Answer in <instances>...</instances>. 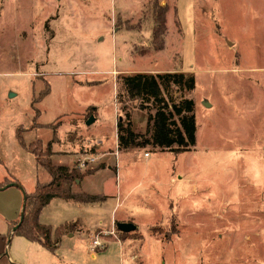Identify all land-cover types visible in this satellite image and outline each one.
<instances>
[{
  "label": "rangeland",
  "instance_id": "1",
  "mask_svg": "<svg viewBox=\"0 0 264 264\" xmlns=\"http://www.w3.org/2000/svg\"><path fill=\"white\" fill-rule=\"evenodd\" d=\"M136 74L153 76L182 131L193 129L189 151L118 149L117 121L150 137L122 82ZM51 123V151L105 170L92 185L120 196L117 222L136 226L93 236L120 241L121 264H264V0H0L1 182L30 185L16 130L44 146ZM12 190L0 191V210L17 219Z\"/></svg>",
  "mask_w": 264,
  "mask_h": 264
},
{
  "label": "trees",
  "instance_id": "2",
  "mask_svg": "<svg viewBox=\"0 0 264 264\" xmlns=\"http://www.w3.org/2000/svg\"><path fill=\"white\" fill-rule=\"evenodd\" d=\"M163 15L161 13L156 17L157 24L153 27L151 40L153 51H159L163 46L162 35L165 30ZM122 82L129 99L138 101L139 109L146 112L147 130H151L149 131L150 137L147 139L133 131L130 120L127 119L125 124L117 121L118 149L126 150L151 146L157 150L170 151L175 154L189 151L194 144L193 129L186 132L182 131L174 120L173 114L167 110L166 102L161 97L157 80L153 76L136 74L123 77ZM49 92V87L44 91H40L36 98L37 102L42 100ZM149 100L153 103L150 108L145 103ZM33 125L35 126L36 124ZM35 127H38V125ZM41 127L52 130L53 141L48 142L44 146L41 140H34L29 144H25L20 133L21 127L16 130L19 144L34 156L36 164L49 174L50 181L46 183L37 181L34 191L26 195L23 221L12 235L20 236L30 242L39 243L48 251L54 252L60 238L67 233L73 232L76 223H64L55 229L51 226L42 225L39 222L41 210L54 198L91 204L102 202L106 197L73 191V187L77 184L76 181H81L90 175L93 170L81 171L76 165L72 167L54 165L50 157L52 155L51 145L56 140L55 124L41 125ZM138 139L141 141H138ZM6 184L7 181L1 183L0 188ZM19 218L20 214L17 220L10 224L9 231L17 225Z\"/></svg>",
  "mask_w": 264,
  "mask_h": 264
},
{
  "label": "crops",
  "instance_id": "3",
  "mask_svg": "<svg viewBox=\"0 0 264 264\" xmlns=\"http://www.w3.org/2000/svg\"><path fill=\"white\" fill-rule=\"evenodd\" d=\"M26 153L28 155L27 157L23 155V161L24 163L27 162L31 167H34L37 176L35 175L34 180L30 182L27 188L15 177H10V180H5V182L7 181V184L16 183L23 189L26 195H29L34 191L36 182L39 181L37 177L43 174L49 176V174L36 164L35 158L31 153L27 151ZM58 154L57 150H52L51 161L56 166L71 167L78 157V155H76L73 157L75 159H72L71 162L68 163L63 155ZM53 158H56L57 161H61V163L55 164ZM63 159H65V161ZM100 174H106L105 170L94 168L90 175L83 178L77 183L78 185L74 186L77 189L73 188V191L85 192L90 195H103L106 197L104 201L82 204L73 200L54 198L41 210L39 222L42 225L51 226L55 229L64 223H76L73 232L67 233L60 238L54 252L48 251L39 243L30 242L20 236L12 235L11 231H8V234H11V246L9 247V257L5 259L3 252L4 248H6V244L0 232V264H121L123 245L120 241L110 239L103 249L92 251L90 248L91 241L95 234L99 232L101 233L102 240L108 239L110 238L108 234L113 227H116L117 223H125L117 222L116 217L118 208L121 205L120 196L118 198L116 195L110 193L104 194L92 185V180ZM1 181L0 184L3 183ZM49 181L50 176L46 177V180H43L41 183ZM11 188H15V191H9L13 197L11 200L13 204L18 206V211L20 207L21 212L22 207L20 204H23V195L20 189L18 187H10L0 191L4 192ZM111 199L113 203L109 204L108 202H111ZM16 220L14 213L10 212L8 214V212L0 210V221H5V223L8 221L11 224ZM2 222L1 226L4 228ZM14 238L16 239L14 255L12 256L13 252L10 250Z\"/></svg>",
  "mask_w": 264,
  "mask_h": 264
},
{
  "label": "water",
  "instance_id": "4",
  "mask_svg": "<svg viewBox=\"0 0 264 264\" xmlns=\"http://www.w3.org/2000/svg\"><path fill=\"white\" fill-rule=\"evenodd\" d=\"M93 122H94V118H93V116H90L88 118V120L86 121V125H90ZM76 183H78V181H76ZM10 187H18L20 189V191L22 192V195H23V204H22V208H21V212H20L19 222L17 223V225H15L12 228L11 233H13L17 230V228L19 227V225L23 221V216H24V211H25L26 194L24 193L23 189L21 187H19L16 183L6 184L5 186L1 187L0 190H5V189L10 188ZM116 228L119 232H122V233H129V232L136 230V226L133 225L132 223H117Z\"/></svg>",
  "mask_w": 264,
  "mask_h": 264
},
{
  "label": "built area",
  "instance_id": "5",
  "mask_svg": "<svg viewBox=\"0 0 264 264\" xmlns=\"http://www.w3.org/2000/svg\"><path fill=\"white\" fill-rule=\"evenodd\" d=\"M83 166L84 164L81 165V167ZM110 234L112 233L110 232ZM104 247H105L104 243H102V241H100L98 237H96L95 239L91 241L90 248L92 251H95L96 249H103Z\"/></svg>",
  "mask_w": 264,
  "mask_h": 264
}]
</instances>
